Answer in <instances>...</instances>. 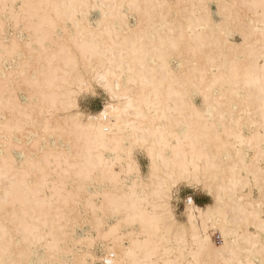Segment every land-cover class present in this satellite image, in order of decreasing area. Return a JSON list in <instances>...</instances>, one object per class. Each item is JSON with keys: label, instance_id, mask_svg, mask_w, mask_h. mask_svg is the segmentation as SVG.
Returning <instances> with one entry per match:
<instances>
[{"label": "bare ground", "instance_id": "1", "mask_svg": "<svg viewBox=\"0 0 264 264\" xmlns=\"http://www.w3.org/2000/svg\"><path fill=\"white\" fill-rule=\"evenodd\" d=\"M95 84L108 102L84 120ZM178 184L211 196L185 225ZM99 247L102 264H264V0H0V264Z\"/></svg>", "mask_w": 264, "mask_h": 264}, {"label": "rangeland", "instance_id": "2", "mask_svg": "<svg viewBox=\"0 0 264 264\" xmlns=\"http://www.w3.org/2000/svg\"><path fill=\"white\" fill-rule=\"evenodd\" d=\"M208 5L210 6L209 7L210 10L212 9V11L210 13L212 15L211 18L214 21V23H216V24L217 23H220L221 22V17L218 14V7H216L217 4L214 1L213 2L211 1V2H209ZM98 17L99 16H98V13L97 12L92 13L91 23L92 22L95 23V21L97 20ZM4 23H5L4 24L5 25V28H4L5 29V33L7 34L6 37L10 38L13 35L14 30L12 29L11 23L9 21L4 20ZM130 23H131V25L135 24L134 18H131L130 19ZM238 35L239 34L238 33L236 34V32H231L230 35H229V40L232 43L240 44L242 41H241L240 35L239 36ZM6 63L8 64V66H7ZM6 63H5V69L6 70H9L10 67H11L10 66V62L8 61ZM96 86H97L96 84L94 86L92 85V87H91L92 90H91V88H89V90H91V91H88V89H87L85 91H88V92L83 91V94L81 93L80 94L81 96H78L77 97L78 104H79V107H80L79 110L83 114V116H86V117L83 118L84 120L88 116H93L94 114L96 115L97 113H99L105 107V105L108 102V94H106V91L103 88H101L100 86L99 87L98 86L96 87ZM23 96L25 97V99L23 98ZM17 97H18V99H20L19 101L21 103L25 104L27 102V97H26L25 94L18 93L17 94ZM194 101L195 102H198L197 104L195 103L198 107H201L202 106V99H201V97H198V96L195 97V100ZM82 111H84V112H82ZM29 140H28V142L30 143L31 142V139H29ZM53 144H54V142H51V144H49V145H53ZM15 152H16V154H15ZM13 153H12L13 154V157L14 156L16 157V158L14 157L13 159L15 160L16 164H18V166H19L24 161V158H22V155L19 153V151H13ZM133 157H134L135 161H137L138 165H140L139 168H140V171H141V175H142L143 179L146 180L148 178V170H149V166H150L148 156L146 155V153L144 151L142 152V150L136 149V151L134 150V152H133ZM183 185L182 184H178L175 187L176 197L173 200L172 207L173 206H176V207H173L175 216L177 215L176 216V219L181 224L185 225L186 224V217L184 215V212H185V205H186V203L190 200L192 202V204H194L196 206L205 207L206 205H209L211 203V196L209 195V193L206 190L201 189L198 185H195V184H193V185L183 184ZM112 223H113V221H111V224ZM86 231H87V228L86 227H79V228L76 229V234H77V236H80L81 237V236L84 235V233ZM212 242L214 243V245H215L216 248H220L222 246L223 239H222V236H221L220 232H218V231L217 232H213V234H212ZM96 244H98V243H96ZM41 247L42 246H39V248L37 247L36 249H34L35 250V255L34 256H36V260L38 259V257L40 258L41 256H43L44 249H42L43 247L42 248ZM102 251H103V248L102 247H99V250L96 251V254L98 255L97 256V260L94 263H92V264H102L103 263L102 261H100V259H98L99 256H101V252ZM102 254H103V252H102ZM63 260L66 263L67 262H70L71 261V256L70 255H66L63 258Z\"/></svg>", "mask_w": 264, "mask_h": 264}]
</instances>
